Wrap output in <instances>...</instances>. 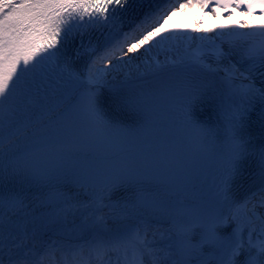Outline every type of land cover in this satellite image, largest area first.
Listing matches in <instances>:
<instances>
[{
    "label": "snow or ice",
    "instance_id": "obj_1",
    "mask_svg": "<svg viewBox=\"0 0 264 264\" xmlns=\"http://www.w3.org/2000/svg\"><path fill=\"white\" fill-rule=\"evenodd\" d=\"M144 2L0 0V264L6 249L15 253L9 264H44L60 250L52 240L37 246V221L78 228L80 252H123V264H143L145 256L152 264H264V214L256 211L264 208V145L247 132L251 111L264 105V23L238 21L245 31L220 26L215 36H161L162 9L127 19ZM212 2L184 0L170 11ZM214 2V15H264V0ZM92 32L100 33L95 43ZM77 38L68 56L66 45ZM171 40L200 44L183 50L179 64L152 59ZM141 57L144 70L135 63L133 71ZM67 87L73 94L61 107L56 97ZM202 104L215 112L214 123L197 118ZM162 113L174 129L166 135ZM181 152L213 162L209 199L173 202L166 185L144 186V177L174 170ZM121 188L131 196L114 201ZM133 212L166 216L167 245L149 238L143 216L133 228L109 226Z\"/></svg>",
    "mask_w": 264,
    "mask_h": 264
},
{
    "label": "bare ground",
    "instance_id": "obj_2",
    "mask_svg": "<svg viewBox=\"0 0 264 264\" xmlns=\"http://www.w3.org/2000/svg\"><path fill=\"white\" fill-rule=\"evenodd\" d=\"M184 2V1H183ZM164 1H160L158 0L157 2L148 5L147 7H145L141 12H139L134 18V20L136 22H139V20L141 19V17L148 12L149 10L152 9H159V5L163 4ZM194 10L197 11L195 17L192 16L193 14V9H190L189 11H184L183 14V19L181 24L178 23L177 20H175L174 18L171 19H167L165 21H163V23L161 24V32L160 35H165L166 33H169L171 35H178V34H182V35H188V36H199V35H208V36H215L216 33L220 30V26H224V30L228 31L231 30L233 28L236 27V25H234L232 22H230V18L229 16L225 17L222 21H217L213 16H212V8L210 7L208 10H201L198 6L193 7ZM187 9V8H186ZM185 10V9H183ZM182 10V11H183ZM200 13H202V19H198V16L200 15ZM255 20V19H254ZM239 22H248L251 23V20L248 18H242L241 21ZM184 27H183V26ZM237 26H239L237 24ZM198 29V30H196ZM204 29H211L212 31L208 32V33H204L203 30ZM235 29H239V28H235ZM200 43V41H195V42H181V46L178 49H181V51H177V53L175 54V56L171 59L168 60H159L160 63L162 64H179L181 62L182 59H184V51L183 50H187L189 49V45H192V48L190 49L191 51H194L196 48V45H198ZM74 53H70L68 54V56H74ZM135 63H140L141 64V71H143V61H136L134 62V65L132 66V70L135 71ZM72 94V91H70ZM69 94V95H70ZM71 98L69 99H56L57 102L60 103V106L63 107L67 104L70 103ZM252 138V142L254 144H257L258 142L256 141V137H251ZM260 144V143H259ZM70 194L79 198V199H86V195L84 192H82L79 188H72L70 189ZM131 192L127 191L125 192L124 190H117L115 193H113L114 198L113 200H121L124 198H127L129 196H131ZM169 196V194H168ZM170 197V196H169ZM176 197V196H173ZM260 214H264V208L262 210V212ZM140 216L144 217V220L147 221L148 223L150 222H154V225H151V227L149 228V234L155 235V240L157 242H159L160 244L163 245H167L168 243V236L170 235V233H168L167 231V227H169L168 223H167V217L163 216V215H159V214H153L151 212H149L147 215H145L144 213L140 212H133L130 216V218H124L120 221H113V220H109V226L110 227H114L117 229H122V228H133L135 226H138L142 223V221L138 218ZM69 219L71 220L72 217H69ZM77 222H79V215L77 214ZM37 229L40 231L41 236L40 238L36 241L39 245L38 247L42 248L46 245V242L49 240L53 241V238L56 235H60L62 237H66V236H72L73 234L78 235V234H82L80 232V230L78 228L73 229V228H64V227H49V226H42L39 221H37L36 224ZM81 238V237H80ZM79 238V239H80ZM77 242V241H76ZM76 242L73 243V245H76ZM85 243V240L81 239L80 243L76 246H72L69 249L64 250L63 252H61L60 254H55L54 256H45L44 257V263H51V264H56L55 259H59L62 260L63 258H66L65 254H69V253H76V256H73L71 259H74L75 257H83L84 252H80L78 249V246L83 245ZM117 251L115 250H108L107 253L105 252H101V254L105 255L104 257H109L111 256L112 262L113 260H115V258L117 257V255L120 253H116ZM116 253V254H115ZM10 253L8 252V250L6 249L4 252L3 257H5V255H9ZM12 254L15 255V253L13 252ZM115 254V255H114ZM43 255V253H39L37 255V259L41 258V256ZM90 255H87V257H89ZM131 257V256H130ZM129 257V258H130ZM36 258V257H35ZM132 258V257H131ZM136 259H139V257H136ZM74 260L71 263L68 264H74ZM87 262V261H86ZM144 264V263H143Z\"/></svg>",
    "mask_w": 264,
    "mask_h": 264
},
{
    "label": "rangeland",
    "instance_id": "obj_3",
    "mask_svg": "<svg viewBox=\"0 0 264 264\" xmlns=\"http://www.w3.org/2000/svg\"><path fill=\"white\" fill-rule=\"evenodd\" d=\"M184 0H178L174 6H177L178 7V3H184L183 2ZM190 9H193V14L192 16L195 17L197 11L194 10L193 7H187V9L185 8V10H176L175 11V14H172L171 11H169L168 15H167V19H171V18H174L175 20L178 21V23L181 24L182 22V19H183V14L184 11H189ZM162 16V15H161ZM167 19H162L160 21V23L162 24L163 21L167 20ZM149 24L152 23L151 20H149L148 22ZM183 26V25H182ZM184 27V26H183ZM198 30V29H196ZM165 35H169V33H166ZM178 35H182V34H178ZM161 36H164V35H161ZM181 46V42H178V41H175V40H171V41H166L164 43H162L160 46H158L157 48H155L153 50V56H152V59L156 60H168V59H171L175 56V54L177 53V49ZM140 62L143 61V58L141 57V59L139 60ZM82 63V60L79 62V64ZM263 210V208H257L256 211L258 213H261ZM149 224V228L151 227V225H154V222H150L148 223ZM151 224V225H150ZM168 228V227H167ZM81 235L82 234H78V235H75L73 234L72 236H66V237H62L60 235H56L54 238H53V241H56L58 242V244L61 246L60 247V252L64 251L65 249H69L70 247L73 246V243H75L76 240H81ZM153 237L152 234H149V238L151 239ZM80 238V239H79ZM80 242V241H78ZM37 246L39 245L37 242H36ZM76 245H78V243H76ZM40 246V245H39ZM116 253H120L121 252H116ZM115 253V254H116ZM75 253H71V256H74ZM87 254H91L90 257H89V260L87 261V264H107V262H109V258L110 257H104L105 255L101 254L99 256L95 255V259L93 261V259H91L92 255L96 254L94 252L92 253H87L86 251L84 252V256L87 257ZM114 254V255H115ZM66 255V258H63L62 260H60L61 258L59 259H55L56 261V264H68V263H71L73 260L75 261L74 264H78L79 261H81L82 259L80 258H74L73 260L71 259V257H68L67 254ZM131 255V254H130ZM119 256V254L117 255V257ZM84 259V258H83Z\"/></svg>",
    "mask_w": 264,
    "mask_h": 264
},
{
    "label": "water",
    "instance_id": "obj_4",
    "mask_svg": "<svg viewBox=\"0 0 264 264\" xmlns=\"http://www.w3.org/2000/svg\"><path fill=\"white\" fill-rule=\"evenodd\" d=\"M173 8V6L172 5H169V6H167L164 10H163V15L165 14V13H169V11L171 10ZM8 260V261H7ZM4 264H9V258H5L4 259Z\"/></svg>",
    "mask_w": 264,
    "mask_h": 264
}]
</instances>
